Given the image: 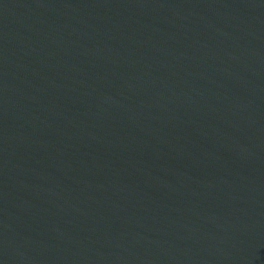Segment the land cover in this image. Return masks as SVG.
<instances>
[{
  "label": "water",
  "instance_id": "obj_1",
  "mask_svg": "<svg viewBox=\"0 0 264 264\" xmlns=\"http://www.w3.org/2000/svg\"><path fill=\"white\" fill-rule=\"evenodd\" d=\"M0 264H264V0H0Z\"/></svg>",
  "mask_w": 264,
  "mask_h": 264
}]
</instances>
